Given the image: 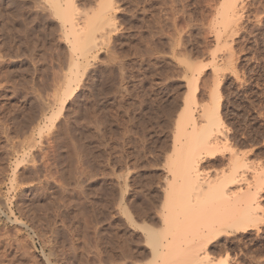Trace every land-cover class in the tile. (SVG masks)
I'll return each mask as SVG.
<instances>
[{
	"label": "rangeland",
	"instance_id": "obj_1",
	"mask_svg": "<svg viewBox=\"0 0 264 264\" xmlns=\"http://www.w3.org/2000/svg\"><path fill=\"white\" fill-rule=\"evenodd\" d=\"M65 1L66 20L46 0H0V264H183L152 255L145 228L164 152L183 105L199 125L215 101L227 147L201 156L202 174L229 151L264 167V0H238L226 28L227 0ZM86 37L84 59L72 45ZM240 231L210 237V254L263 264L264 221Z\"/></svg>",
	"mask_w": 264,
	"mask_h": 264
},
{
	"label": "bare ground",
	"instance_id": "obj_2",
	"mask_svg": "<svg viewBox=\"0 0 264 264\" xmlns=\"http://www.w3.org/2000/svg\"><path fill=\"white\" fill-rule=\"evenodd\" d=\"M70 1L71 0H69V2ZM227 1L228 2L225 3L227 6L226 10H222V13L224 12L223 17L226 19L224 25L225 28L230 26V24L234 22V19H239L237 17V15H239L237 13L238 0ZM46 2V4L50 5L49 7L55 12V14L58 16L61 14V16L63 15L61 18L65 20L67 19L66 14L64 18V13L66 12H62L63 5L67 3L66 1L46 0ZM110 2L112 1L110 0L108 5L112 4ZM66 7H68V5ZM101 7L103 8V5ZM102 8H99L101 12H98V14L102 13L99 20L105 25L110 21L112 22V20L108 17V9L102 10ZM63 19H61V22H63ZM65 20L63 24L65 23ZM87 23H89V21H87ZM75 28L73 27L71 29L77 33L75 34V38H77L78 31ZM223 30L224 29H222V31ZM72 31L70 34L65 32L66 38L71 36L73 33ZM79 33L83 32L81 31ZM73 35L74 33L72 34V37ZM215 35H217V33ZM75 38L74 43L72 44L79 42L76 41L78 39ZM98 38L101 39L100 36ZM93 39L94 38H92V45L97 41L96 39L93 41ZM90 40L87 38V40L82 42L84 45L85 42L89 41L87 44L89 45L88 48H83L82 45H79L78 43L75 44V46L77 45L76 47L71 44L72 48L78 49L84 58V56L88 55L91 48L95 49L96 47L95 44V47H91ZM217 41L218 40H216V43ZM227 62L230 61L227 59ZM77 65H79V63L73 61V66L76 67ZM215 71L217 72L218 69ZM99 79H101V77ZM71 82H73L72 73L68 78L69 84L67 89H65V92H67L68 95L73 92V90L70 89ZM99 82H101V80ZM89 85H86L85 87L88 88ZM93 86L94 85H92V87ZM96 86L97 85H95V87ZM87 88L86 90L90 91V89L88 90ZM91 93H93V89ZM97 97V95L96 97L94 96L96 99ZM120 97V100L124 98L122 96ZM99 101H101L100 98ZM121 106L122 105L119 107L118 105L120 109H123ZM188 106L183 105V108L180 110L181 113H179L180 115L182 114L181 116L183 117L179 115L178 119L174 121L170 135V144L166 149V151H168L167 153L166 151L164 152V160L169 178L167 179V182H165L166 185L164 184V187H162L164 190H161L163 191L161 194L162 196H160L161 199L159 197L158 213H156L159 221L158 228L150 230L145 226H142V228L145 227L148 231L147 239L151 240L152 255L159 257L161 260L169 259V254H175L182 258L183 264L184 261L187 260L191 261L192 264H222L215 260L209 252L210 237L219 236V234L224 233L228 234L230 231H235L236 233L237 231L255 226L257 228L258 223L264 221V167L255 166L256 168H254L251 164L250 167L248 166L249 164H246L245 160H242L243 158L241 157L244 155L240 156V153H237V151H229L230 154L226 160L227 162L225 161V169L222 168L217 174L213 175L215 177L209 176L207 178L206 173L202 174V167L200 166V160L202 159L201 156L211 157L214 153L216 154V152L220 150V147H227L228 139L224 136L225 134L222 133L223 129L221 132L220 128H218L220 124L222 125V122L219 106L215 104V101L212 108L210 107L211 109L207 106L201 107L198 116L200 119L199 125L197 121L193 119L194 115L189 104ZM168 110H166V112ZM163 112L168 116V112ZM188 121H190V123ZM139 188H142V186ZM134 190L133 192L139 191L138 188L136 191ZM129 219H132V217ZM130 221L135 227L138 226V224H134L135 221ZM181 255L187 260H184Z\"/></svg>",
	"mask_w": 264,
	"mask_h": 264
}]
</instances>
